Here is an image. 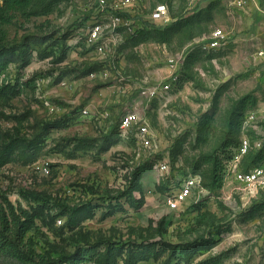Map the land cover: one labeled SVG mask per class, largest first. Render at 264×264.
Returning a JSON list of instances; mask_svg holds the SVG:
<instances>
[{"label":"rangeland","instance_id":"rangeland-1","mask_svg":"<svg viewBox=\"0 0 264 264\" xmlns=\"http://www.w3.org/2000/svg\"><path fill=\"white\" fill-rule=\"evenodd\" d=\"M202 1L147 0L145 11L166 3L175 20L210 2ZM7 13L9 22H0V215L8 222L0 218V235L20 257L0 248V264H59L79 252L81 264H264V209L250 212L264 189L251 197L236 183L213 182L214 157L224 167L232 159L225 140L245 136L252 149L264 143L257 48L199 47L228 22L223 7L215 4L211 22L167 43L149 34L123 38L105 63L85 39L92 0L63 1L45 15ZM170 58L179 65L176 86L158 98L142 94L167 79ZM127 112L147 121L148 146L119 135ZM206 112L213 118L199 133ZM249 112L256 116L247 122ZM161 161L163 174L154 168ZM43 162L47 175L35 169ZM188 175L199 177L200 193L169 209L165 197ZM4 197L15 218L28 214L22 243Z\"/></svg>","mask_w":264,"mask_h":264},{"label":"built area","instance_id":"built-area-1","mask_svg":"<svg viewBox=\"0 0 264 264\" xmlns=\"http://www.w3.org/2000/svg\"><path fill=\"white\" fill-rule=\"evenodd\" d=\"M147 0H92L95 7V14L91 17V24L88 26L85 39L89 47H93L96 53V60L105 63L110 57L117 56V47L126 35L134 34L145 22L154 26H165L173 18L166 3H156L150 12L145 11ZM200 1V0H192ZM226 3L228 8H243L250 0H219ZM233 30L229 27L217 26L200 42V49L205 52H217L225 49L233 39ZM257 56L264 58V50L257 51ZM114 60V59H113ZM113 60L111 61L113 63ZM174 58L168 59L171 73L164 81H159L155 85L143 87L142 94L149 98H158L164 93L173 89L177 81V70L179 65ZM110 66V65H109ZM107 71V70H106ZM105 71V72H106ZM87 113V111H83ZM254 112L245 115V121H250L255 117ZM120 136L125 137L129 133L133 134L136 142L148 146L151 142L148 123L141 119L136 112H127L118 125ZM260 143H254L255 148H259ZM252 145L249 139L242 136L238 148L234 150L233 157L224 167V182L226 185L236 183L237 188L253 196L258 189H264V162L258 166L250 167L243 171L240 166L241 159ZM155 170L163 174L167 172L168 165L165 161L155 165ZM41 175L49 173L47 162H43L35 167ZM200 179L198 176L188 175L182 179L178 188L165 197V202L169 209H178L182 204L192 200L200 193Z\"/></svg>","mask_w":264,"mask_h":264},{"label":"trees","instance_id":"trees-1","mask_svg":"<svg viewBox=\"0 0 264 264\" xmlns=\"http://www.w3.org/2000/svg\"><path fill=\"white\" fill-rule=\"evenodd\" d=\"M67 1V0H2L0 3V22L6 23L9 22L11 15H8V11L10 10H21L24 11V14L26 16H37V15H45L50 13L53 10V7L57 5L60 2ZM215 4L221 5L219 0H210V2L205 6L198 8L197 10H193L190 15H187L185 17L179 18V19H173L169 24L165 26H154L149 24L148 22H145L143 26L138 29L134 34L132 35H126L125 42L126 41H135L143 40V36L145 34H149L152 38L156 39L157 41L167 43L169 42L175 35L182 34V33H192V29L201 24L202 22H211L213 20V9ZM30 8V9H28ZM28 10V11H27ZM142 36V38L140 37ZM139 37L141 39H139ZM2 65H0V73L2 71ZM178 81V77H177ZM177 81L174 85V87L177 84ZM173 87V88H174ZM241 114V113H240ZM204 119L199 123L198 132L203 133L206 128L209 126L212 118L213 113H205ZM240 142L237 143L236 137L233 136L230 139H227L223 142L222 147L224 150H227L228 152L232 153L229 157H233V152L238 148ZM244 161H248V167L247 168H241L243 171H247L250 167L258 166L264 162V143L259 148L250 149L245 155H243L240 165H242ZM213 161V182L217 183L218 186H220V183L224 182V164L223 159L220 157L215 156ZM24 193V192H23ZM2 202H6L9 206V209L11 210V213H13V221L14 223H17L19 225V230L21 233L19 242L22 243L23 238L25 236L26 230H27V220H28V214L26 211L22 210V214L25 217L23 221H20V217L14 216L13 208L8 203L7 199L4 197L2 198ZM264 209V201L257 202L252 209H250L251 214H253L255 211H260ZM3 213H5V210H2ZM1 221H3L2 226H7L8 218L6 214L0 215ZM0 248H2L5 252L8 254H11L15 257H20L18 254L20 251L18 249V246L14 245L12 241L6 240L3 235H0ZM84 252H79L78 258L73 257H64L60 259L58 262L59 264H81V261L84 259ZM131 256V255H130ZM217 262V260L215 261ZM104 264H107L105 261H103Z\"/></svg>","mask_w":264,"mask_h":264},{"label":"crops","instance_id":"crops-1","mask_svg":"<svg viewBox=\"0 0 264 264\" xmlns=\"http://www.w3.org/2000/svg\"><path fill=\"white\" fill-rule=\"evenodd\" d=\"M220 4L229 17L228 22L223 26L233 30L234 37L230 44L246 43L255 46L256 52L264 50V0H250L243 8H233L232 10L226 3L220 1Z\"/></svg>","mask_w":264,"mask_h":264}]
</instances>
